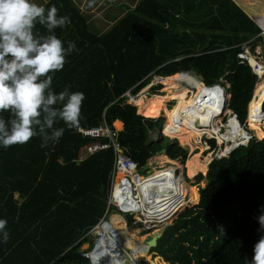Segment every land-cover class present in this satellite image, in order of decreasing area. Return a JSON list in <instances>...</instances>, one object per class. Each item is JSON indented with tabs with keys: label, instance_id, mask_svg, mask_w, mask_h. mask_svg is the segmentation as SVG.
<instances>
[{
	"label": "trees",
	"instance_id": "trees-1",
	"mask_svg": "<svg viewBox=\"0 0 264 264\" xmlns=\"http://www.w3.org/2000/svg\"><path fill=\"white\" fill-rule=\"evenodd\" d=\"M104 2L112 23L102 30L76 0L42 3L46 9L55 5L57 15L71 20L54 31L62 41H75L78 50L66 57L51 87L54 92L68 86L70 91L84 93L79 126L106 122L120 129L121 122L116 140L141 174L149 169V158L161 149L170 160L184 164L188 150L176 139L162 135L156 142L150 139V133L163 123L157 118L161 113L153 117L157 96L141 104L133 102L136 107L122 96L127 90L136 94L153 76L174 74L190 76L206 86L227 85V107L244 123L246 104L258 79L238 54L242 43L253 39L264 46V38L258 23L234 1ZM36 29L47 33L42 25ZM160 87H152L147 95ZM164 92L163 96L175 94L174 90ZM163 108L165 103L160 101L159 112ZM171 110L163 112L167 122L162 133L164 129L166 136L187 146L185 137L170 127ZM3 115L8 118L7 112ZM248 119L254 122L251 116ZM54 126L64 125L59 121ZM253 140L227 157L212 160L205 175L195 176L194 183L206 180L199 189V201L162 228L150 252L166 264H243L246 257L251 259L253 246L264 232L257 220L264 212V133ZM96 141L107 139L83 137L76 128H65L58 143L42 147L41 138L35 136L24 144L0 148V217L7 219L9 231V240L0 243V264H90L82 257L81 246L92 244L89 232L106 213L114 166L111 146L77 160L84 146ZM208 142L214 146V140ZM117 220L126 227L124 220Z\"/></svg>",
	"mask_w": 264,
	"mask_h": 264
},
{
	"label": "clouds",
	"instance_id": "clouds-1",
	"mask_svg": "<svg viewBox=\"0 0 264 264\" xmlns=\"http://www.w3.org/2000/svg\"><path fill=\"white\" fill-rule=\"evenodd\" d=\"M57 12L55 5L46 9L36 0H0V148L5 150L14 144H24L35 136L41 138L42 147L47 146L49 142L58 143L65 128L75 129L80 125L84 93L70 91L68 86L59 92H54L51 87L53 76L64 67L66 57L78 50L75 41H62L55 34L54 30L57 27L63 28L71 23L67 15H57ZM37 24L42 25L47 33L40 34L36 29ZM245 61L247 63L246 59ZM249 66L257 79H260L258 71H254L252 66ZM199 82L202 86H206ZM212 86L222 90L225 100L223 108L229 109L226 87L219 84ZM5 112L8 113V118L3 115ZM224 116L226 111L221 117ZM162 119L164 123V117ZM59 121L63 122V127L54 126ZM237 121L241 125L238 119ZM244 133L246 141L235 145H232L231 141L222 140L219 148L223 150L226 147L227 150H231L221 158L227 157L235 148L246 145L251 140L254 141L249 129H244ZM202 137L207 139L205 135ZM213 137L210 139L214 140V146L210 144V149H205L201 142H197L198 146L203 147L201 157L209 155L208 163L216 159L210 155L211 149L217 147L216 139ZM179 176L186 186L197 184L192 183L191 178H187L189 180L187 184L180 172ZM185 209L177 211L178 215ZM257 220L260 229L264 230V212L257 217ZM7 224V219L0 217V243H6L9 240ZM149 232L151 231L144 233L149 234ZM158 232L161 234V230ZM148 248L146 253H150L152 247L148 246ZM243 264H264V232L253 246L251 259L246 257Z\"/></svg>",
	"mask_w": 264,
	"mask_h": 264
},
{
	"label": "built area",
	"instance_id": "built-area-1",
	"mask_svg": "<svg viewBox=\"0 0 264 264\" xmlns=\"http://www.w3.org/2000/svg\"><path fill=\"white\" fill-rule=\"evenodd\" d=\"M262 35L264 38V31H262ZM243 52L244 49L238 54L240 62H243L246 59L247 63L250 65V57H248V54L245 56ZM259 67L260 65L258 62H256L255 66H252L254 71H258ZM160 78V76H153L148 82L147 88L151 89L161 83ZM213 87L215 86H202V94H204V100H207V104H211L214 100L219 99L218 92L211 91ZM190 91L191 90H188V92ZM136 94H131V90H127L122 95L126 97L125 103L134 105V99L138 96V94ZM212 95H215L214 99L207 98ZM222 99L223 107L225 100L223 97ZM120 124V129H117L114 126V123H112V126H109L106 122L90 128H83L81 126L76 128L77 133L83 137L107 139V142L96 141L95 143L85 145L82 153L77 159L78 161L83 160L95 152L107 149L110 146L114 151V166L110 176L111 182L108 192L106 213L89 232L92 244L90 245L89 243L85 249H81L82 257L87 258L90 264H114L113 259L115 258L112 257L114 252L118 257L123 256V238L119 233L114 232L112 229L110 217L111 211L115 210L118 214L127 215L132 219L137 216V220H135L136 223L140 225V230L142 232H158L177 217L179 205L187 199V197L182 195V187L179 185L181 177L179 176V172L174 168H150L145 171V174L140 173L137 164L130 157L125 155L120 143L116 140L118 132L123 127L121 122ZM163 125L164 123L159 130L150 133V139L153 142H156L159 139V136L164 135V133H162ZM176 126L177 125L173 123L170 127L173 129L176 128ZM204 135L207 139L202 137L199 142L204 145L205 149H210L211 145L208 142V139L210 138L208 135ZM211 137H213V135H211ZM214 138L216 139L217 147L211 149L210 155H212V157L214 156L216 159H220L222 156L227 155L231 149L227 150L228 148L224 147L223 150H221L219 148L221 142L219 143L215 135ZM146 187L152 188L153 193L156 191L163 193L159 196H146ZM107 228L111 233L107 232ZM148 249L149 248H147V251ZM123 258H127L126 262L131 259L129 253L125 254Z\"/></svg>",
	"mask_w": 264,
	"mask_h": 264
},
{
	"label": "bare ground",
	"instance_id": "bare-ground-1",
	"mask_svg": "<svg viewBox=\"0 0 264 264\" xmlns=\"http://www.w3.org/2000/svg\"><path fill=\"white\" fill-rule=\"evenodd\" d=\"M255 61L256 60L250 58V62H251L250 65L255 66L257 62ZM262 66L260 65L258 69V73L261 77V80L259 79V81H262L264 78L263 76L264 71L262 72L263 70ZM160 81L162 85L164 86L163 88L164 91L180 90L181 92V90H183V93H180L177 98L175 97L176 100H178V102L180 103V108L178 109L176 114H173V117H175L176 120H179L180 122L179 132L181 135L188 138L189 143L191 142V140H195L196 137L201 138L202 137L201 134L204 135L205 133H208V132L210 133V135H215L219 143L222 142V140H227V141H231L232 145H235L238 142L246 141L247 138L244 133V129H242L241 125H239L236 119V114L233 113L230 109L224 110V108L222 107V101H223L222 97L224 98V94L223 92H221V90L218 87L216 86L213 87L211 91L218 92L219 99L214 100L211 104H207V100H204V94H202L203 89H202L201 83L198 80H195L194 78L190 76L182 75V74H174L168 77H161ZM179 81H187V82L194 84L195 90L191 92L192 94L191 96H189V98H186L187 95L189 94L188 89L180 88L179 83H178ZM258 82L256 84H258ZM259 85L260 84L256 86V89ZM260 90H261V87H260ZM256 93H257V90H256ZM207 98L214 99L215 95L208 96ZM263 100H264V88H262L261 92L258 91L256 95L254 93L251 102L248 103L249 108L247 109V116L248 117L251 116L254 121L256 122L258 121L259 123H264V111L261 110V104ZM145 101H146V98L141 99L140 95H138L137 98L134 99V102L139 103V104L144 103ZM155 102L153 103L152 108H156ZM160 111L164 112V110H160ZM225 111H226V117H227L226 118L227 124L224 126H220V119H221V116H223V113H225ZM158 112H159V107H158L157 113ZM246 121H247V118H246ZM163 133H164V129H163ZM253 136L254 135H252V137ZM172 138L176 139L174 137ZM176 140L178 141V139ZM162 158H163V162L167 161L164 159L166 157H162ZM209 159H210L209 155L201 157V152L194 153V154L191 153L188 159L186 160L185 168L189 172H193L197 168L204 170L206 169V166L208 162L210 161ZM181 186H182V195L184 197H187V199L181 202V204L179 205L178 211L182 210L186 206L187 203H190L193 200V193H194V188H193L194 186L187 187L183 181H181ZM134 219L137 220V216H135ZM111 225H112L113 231L119 233L121 237L123 238V243H122L123 248L129 251V254L131 257V259L128 262H126V259H124L123 256L118 257V255L114 252L112 254V257L115 258L113 259L114 264H139L140 261L143 262L144 259L142 258L145 256V254H147L146 251H147L148 246H146V244L138 245L136 243V237L134 236L133 233L128 234L126 231L123 230L122 227L121 229L115 227L113 222H111ZM116 228L118 230H116ZM107 232L111 233V231H109L108 228H107ZM152 232H156V231H152ZM143 238L144 237H141L138 239L143 240Z\"/></svg>",
	"mask_w": 264,
	"mask_h": 264
},
{
	"label": "rangeland",
	"instance_id": "rangeland-1",
	"mask_svg": "<svg viewBox=\"0 0 264 264\" xmlns=\"http://www.w3.org/2000/svg\"><path fill=\"white\" fill-rule=\"evenodd\" d=\"M76 1L79 2L78 5L80 6L82 11H84L85 13H89L90 12L89 14H91L90 16L92 17V20H93L92 22L94 23V25H97V26L100 25V27H98L100 30H102V27L105 28L106 26L110 25V23H112L111 21L109 22L107 20L106 9L104 8V6H106V5H105L104 0H76ZM232 1H234L254 22L260 24V26H259L260 29L264 28V0H232ZM36 2L38 4H40V3L46 2V0H36ZM252 40L253 39H249V41H247L246 43L244 42V43L241 44V46L245 47L243 53L245 54V56H247V54H248V57L256 60L258 62V64L262 66V65H264V46H263V44H260V42H258L256 40H255V42H253ZM252 44H256V45L251 47ZM262 67L264 68V66H262ZM258 81H259V79H258ZM178 83H179V87L180 88L191 89V91L189 92V94L186 97V98H189V96H191V94H192L191 92H193L195 90L194 84H192L190 82H187V81H179ZM159 84L161 85V87L156 90L157 93L154 92V94L147 95L148 93H150V89H148L147 85H146L137 94L138 95L141 94V96H140L141 99L147 98L149 96L151 97V96H154V95L157 96L154 99V100H156V106L157 107H159L160 101H164V103H165V108H163V109H165L164 110V114H166L165 113L166 111L168 112L171 109H172L171 110V114H172V112H173V114H176L178 109H179V107H180V103L178 102V100H176V98L179 96L180 93H183V90H181V92H180V90H174L175 91L174 95L171 94V95L163 96V94L165 93L164 90H163L164 86L162 85V83H159ZM259 84L260 85L257 87V89H256L257 84H255V88H254V90L255 89L257 90V93H258V91L261 92L262 88H264V78H263L262 81H259ZM226 86L227 85H225V87ZM260 87H261V90H260ZM256 90H255V95L257 94ZM171 91L173 92V90H171ZM166 93H169V92H166ZM185 94H186V92H185ZM246 96H248L249 100H250V97H251L250 91L247 92ZM226 97L228 98V95H226ZM247 104H246V108H245V120H244V123H241V126L245 130L249 129V131L252 133V135L260 136V135H262L264 133V123H259L258 121L257 122L256 121H254V122L250 121L248 119V116H247V121H246ZM157 110H158V108H157ZM160 113L161 114H159V112L157 113V111H156V113L154 114L153 117H155L157 114H159V116L157 118H163V111L160 112ZM141 116L144 117L145 115H141ZM165 116H166V119H165L164 127H165V124L167 122V115H165ZM148 117L149 116H147L145 118H148ZM153 117H149V118H153ZM226 118H227L226 116L221 117L220 126L221 125H225ZM173 123H175L177 125L176 129H177L178 133H180L179 132V123H180L179 120L176 121L175 117H173L172 118V122H171V118H170V124H173ZM205 134L208 135L209 138H212L209 132L205 133ZM201 136H202V134H201ZM176 139H178V138H176ZM199 140H200V138L196 137L195 140H191V142L189 143L188 142L189 141L188 138L185 137L184 144H186L187 146L182 145V143H180L179 140H178V142H179V145L184 146V147L187 148L188 157H189L191 153H193V154L194 153H200L203 150V147H200V145L199 146L197 145V142ZM162 157H166L164 159L167 160V161L163 162V158ZM185 163H186V161L184 162V164H181L177 160H170L164 153H156L152 157L149 158V160L147 162V167L149 169L150 168H152V169H160L162 167L174 168V169L176 168L177 171L180 172L183 175V178L185 179V182L187 184H189L188 183L189 180L187 178H191L190 181H192V183H194V176L196 174H198V173H201L202 175H205L206 172H207L208 164H209V163L207 164L206 169H204V170H202L200 168L196 169V170H201L204 173L198 172V171L192 172V173H188L187 169L185 168ZM205 183H206V180L202 179L199 183H197L195 185H190L191 187L194 186L193 187L194 188L193 200L190 203H187L184 208L187 209V207H190L191 205H193V206L196 205L195 203L198 200L197 193L199 191V188L203 187L205 185ZM190 186H187V187H190ZM113 212H115V211H113ZM116 213H118V212H116ZM110 217H111V222H113L114 226L119 228V229H121V226L118 225V220L117 219L124 220L126 227H122L123 230L126 231L128 234L133 233L134 236L136 237V243L138 245L139 244H144L145 245L147 240H149L155 234L157 235L158 233H160V232H152L151 231V232H149V234H147V233L142 232L140 230V225L136 223V220L131 218V219H129V221L127 220V222H126V218H128V216L124 215V214H119V215L111 214ZM117 228H116V230H118ZM141 237H144L143 240L138 239V238H141ZM88 245H89L88 243H85V244H83L81 246V248L85 249ZM146 246H147V244H146ZM128 253H129L128 250H125V249L122 252L123 256L125 254H128ZM145 256L142 258V259H144L143 262L140 261L139 264H143V263L144 264H166L160 257L156 256L155 252L147 253V254H145ZM152 261L153 262L155 261V262L153 263Z\"/></svg>",
	"mask_w": 264,
	"mask_h": 264
},
{
	"label": "water",
	"instance_id": "water-1",
	"mask_svg": "<svg viewBox=\"0 0 264 264\" xmlns=\"http://www.w3.org/2000/svg\"><path fill=\"white\" fill-rule=\"evenodd\" d=\"M261 110L264 111V100L262 101V104H261ZM198 125H199V123H198ZM156 153H164L165 154V149H161L160 151H158ZM145 193H146V196L148 195L149 197H151L153 195H156V196L162 195L163 192L156 191V192L153 193V189L152 188L146 187L145 188ZM160 237H161V234H157V235L152 236L151 239H149L146 242L147 246L155 247L157 245V239H159Z\"/></svg>",
	"mask_w": 264,
	"mask_h": 264
},
{
	"label": "crops",
	"instance_id": "crops-1",
	"mask_svg": "<svg viewBox=\"0 0 264 264\" xmlns=\"http://www.w3.org/2000/svg\"><path fill=\"white\" fill-rule=\"evenodd\" d=\"M40 4H42V3H40ZM258 26H260V24H258ZM263 29H264V28H262V30H263ZM248 41H249V40H248ZM246 42H247V41H246ZM246 42H245V43H246ZM260 44H261V43H260ZM255 45H256V44H255ZM242 47H243V46H242ZM111 214H117V215H119V214L116 213V212H115V213H111ZM123 222H124V221H123ZM124 224H125V223H124ZM84 244H85V243H84ZM88 244H89V243H88ZM90 244H91V243H90ZM81 249H82V248H81Z\"/></svg>",
	"mask_w": 264,
	"mask_h": 264
},
{
	"label": "flooded vegetation",
	"instance_id": "flooded-vegetation-1",
	"mask_svg": "<svg viewBox=\"0 0 264 264\" xmlns=\"http://www.w3.org/2000/svg\"><path fill=\"white\" fill-rule=\"evenodd\" d=\"M126 222H127V219H126ZM121 227H123V226H121Z\"/></svg>",
	"mask_w": 264,
	"mask_h": 264
}]
</instances>
